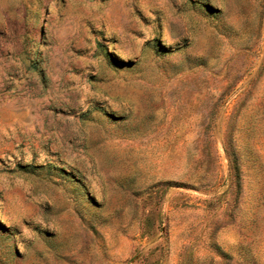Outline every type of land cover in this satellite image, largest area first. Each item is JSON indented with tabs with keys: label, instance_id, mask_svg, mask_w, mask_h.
<instances>
[{
	"label": "rangeland",
	"instance_id": "1",
	"mask_svg": "<svg viewBox=\"0 0 264 264\" xmlns=\"http://www.w3.org/2000/svg\"><path fill=\"white\" fill-rule=\"evenodd\" d=\"M0 264H264V0H0Z\"/></svg>",
	"mask_w": 264,
	"mask_h": 264
},
{
	"label": "trees",
	"instance_id": "2",
	"mask_svg": "<svg viewBox=\"0 0 264 264\" xmlns=\"http://www.w3.org/2000/svg\"><path fill=\"white\" fill-rule=\"evenodd\" d=\"M29 57L30 56H27V58H24L22 61H23V63H26L28 61V63H26V69L34 70L36 68V64Z\"/></svg>",
	"mask_w": 264,
	"mask_h": 264
}]
</instances>
